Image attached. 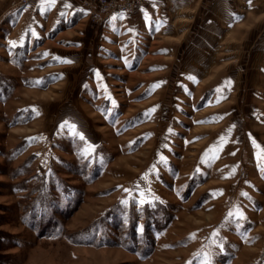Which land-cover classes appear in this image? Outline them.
<instances>
[{"label":"rangeland","instance_id":"obj_1","mask_svg":"<svg viewBox=\"0 0 264 264\" xmlns=\"http://www.w3.org/2000/svg\"><path fill=\"white\" fill-rule=\"evenodd\" d=\"M49 1L0 0V264H264V0Z\"/></svg>","mask_w":264,"mask_h":264},{"label":"built area","instance_id":"obj_2","mask_svg":"<svg viewBox=\"0 0 264 264\" xmlns=\"http://www.w3.org/2000/svg\"><path fill=\"white\" fill-rule=\"evenodd\" d=\"M153 1L155 0H85V3L93 18L100 21L113 14L136 13Z\"/></svg>","mask_w":264,"mask_h":264},{"label":"crops","instance_id":"obj_3","mask_svg":"<svg viewBox=\"0 0 264 264\" xmlns=\"http://www.w3.org/2000/svg\"><path fill=\"white\" fill-rule=\"evenodd\" d=\"M32 9L35 12L36 16H38L36 18L37 22L35 24L39 25L41 23V20H38L40 17L41 19H45L49 23L47 27L51 29L52 25L54 24V19H56L57 21L58 18H62L63 16H65L66 18L71 12L74 11L75 8L68 5V3H59L58 0H51L45 3L44 8L35 6ZM56 23H58V21Z\"/></svg>","mask_w":264,"mask_h":264},{"label":"snow or ice","instance_id":"obj_4","mask_svg":"<svg viewBox=\"0 0 264 264\" xmlns=\"http://www.w3.org/2000/svg\"><path fill=\"white\" fill-rule=\"evenodd\" d=\"M13 44H14V42H13ZM229 215H231V213ZM240 215L242 216V213Z\"/></svg>","mask_w":264,"mask_h":264}]
</instances>
